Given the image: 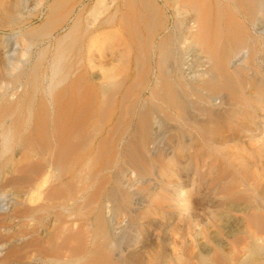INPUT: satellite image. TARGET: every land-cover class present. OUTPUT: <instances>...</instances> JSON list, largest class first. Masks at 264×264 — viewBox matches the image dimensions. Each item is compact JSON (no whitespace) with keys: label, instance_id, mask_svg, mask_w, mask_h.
I'll return each instance as SVG.
<instances>
[{"label":"bare ground","instance_id":"1","mask_svg":"<svg viewBox=\"0 0 264 264\" xmlns=\"http://www.w3.org/2000/svg\"><path fill=\"white\" fill-rule=\"evenodd\" d=\"M22 1L0 264H264V0Z\"/></svg>","mask_w":264,"mask_h":264},{"label":"rangeland","instance_id":"2","mask_svg":"<svg viewBox=\"0 0 264 264\" xmlns=\"http://www.w3.org/2000/svg\"><path fill=\"white\" fill-rule=\"evenodd\" d=\"M36 0H29L27 2V4L25 3V0L22 1V3L19 5V8H18V11L20 12V16H25V15H29L30 13H34L35 11H37L36 9L38 8L36 6ZM27 5V6H26ZM36 6V7H35ZM35 10V11H34ZM33 11V12H31ZM18 14V12H17ZM30 21L32 22V24H38L40 22V17L39 18H36V17H30ZM5 30V31H4ZM9 33L11 32V30L7 27H5L4 29H2V33ZM17 39V38H16ZM28 43V44H27ZM186 48H184L185 50H183V57L184 59H186L185 61L187 62H191V58L193 59V51H191L192 49H188V46H185ZM29 48V49H28ZM30 48L32 49L33 47H31L29 45V42L27 40H24L22 37L19 38L18 40V49L20 52H24V50L27 52L28 50H30ZM186 51H189L187 52V58H189V55H190V59H187L185 56H186ZM192 52V53H191ZM16 61L14 59V61L12 60V64H11V67L13 65L16 66ZM12 67V68H13ZM15 68V67H14ZM7 82H5L4 80H0V90L2 91L4 88L6 90L7 88V91L10 90V84H8ZM8 189V190H7ZM10 188L6 187L4 188L3 190H0V212H2L3 210L7 211V209H9L13 204H14V198H15V194L14 192L12 193L13 190H9ZM9 191V192H8ZM12 204V205H11ZM2 209V210H1ZM225 247V250L227 249V246H224ZM224 250V248H223ZM224 250V251H225ZM228 250V249H227ZM226 250V251H227ZM213 261V262H212ZM228 264V261L225 259L223 261H216L214 259H209L207 261V264Z\"/></svg>","mask_w":264,"mask_h":264}]
</instances>
